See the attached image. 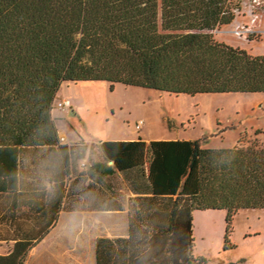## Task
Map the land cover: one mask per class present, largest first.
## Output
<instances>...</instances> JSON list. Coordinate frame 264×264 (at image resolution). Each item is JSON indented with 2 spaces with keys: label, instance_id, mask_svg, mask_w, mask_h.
<instances>
[{
  "label": "trees",
  "instance_id": "16d2710c",
  "mask_svg": "<svg viewBox=\"0 0 264 264\" xmlns=\"http://www.w3.org/2000/svg\"><path fill=\"white\" fill-rule=\"evenodd\" d=\"M247 1L0 0V193L16 183L23 151L57 147L67 170L83 157L85 147L60 144L52 117L63 84L264 94V56L210 33L231 25ZM100 150L112 166L92 168L146 186L134 191L152 197L134 212L128 240H96V264H206L193 254L194 212L225 210L229 233L240 210L264 209L257 143L204 149L198 140L139 138L103 141ZM32 245L17 242L0 264H24Z\"/></svg>",
  "mask_w": 264,
  "mask_h": 264
},
{
  "label": "rangeland",
  "instance_id": "374dc122",
  "mask_svg": "<svg viewBox=\"0 0 264 264\" xmlns=\"http://www.w3.org/2000/svg\"><path fill=\"white\" fill-rule=\"evenodd\" d=\"M210 33L217 42L263 57L264 0L247 1L231 25ZM66 101L69 107L58 106ZM52 117L58 128L88 141L198 140L204 149L264 145V94L188 96L119 84L111 91L106 82L67 83L57 92ZM227 228L225 210L195 212L194 256L205 257L206 264H264V209L240 210L229 233Z\"/></svg>",
  "mask_w": 264,
  "mask_h": 264
},
{
  "label": "crops",
  "instance_id": "0c3cea01",
  "mask_svg": "<svg viewBox=\"0 0 264 264\" xmlns=\"http://www.w3.org/2000/svg\"><path fill=\"white\" fill-rule=\"evenodd\" d=\"M57 129L61 145L86 148L83 157L68 170L63 163L42 168V162L59 153L57 147L21 152L19 181L0 193V257L9 255L17 242L32 241L24 264H96V240H128L134 212L152 195L136 193L147 187L119 173L105 177L103 167L92 168L112 166L100 150L103 141L76 139L66 129ZM141 139L147 144L159 141ZM45 175L56 185L51 199L39 191Z\"/></svg>",
  "mask_w": 264,
  "mask_h": 264
},
{
  "label": "clouds",
  "instance_id": "9594fccd",
  "mask_svg": "<svg viewBox=\"0 0 264 264\" xmlns=\"http://www.w3.org/2000/svg\"><path fill=\"white\" fill-rule=\"evenodd\" d=\"M72 161H70L71 163ZM63 163V154H54V156L49 160L42 162L41 167H49V166H59ZM16 178L19 181L20 174L16 173ZM39 191L44 193L48 199H51L55 195L56 185L54 180L52 179L51 175H45L41 180L39 185ZM143 260V258H141Z\"/></svg>",
  "mask_w": 264,
  "mask_h": 264
},
{
  "label": "built area",
  "instance_id": "2783aa9c",
  "mask_svg": "<svg viewBox=\"0 0 264 264\" xmlns=\"http://www.w3.org/2000/svg\"><path fill=\"white\" fill-rule=\"evenodd\" d=\"M236 34L239 35V36H241V35H240V34H241L240 32H237ZM58 106H59L60 108L63 109V108H67V107H69L70 104H69V102L67 101V102H63L62 104H59Z\"/></svg>",
  "mask_w": 264,
  "mask_h": 264
}]
</instances>
